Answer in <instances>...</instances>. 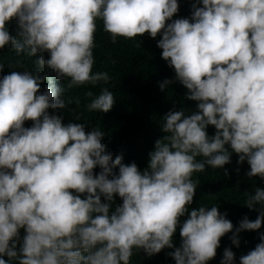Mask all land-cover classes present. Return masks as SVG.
<instances>
[{
    "label": "clouds",
    "instance_id": "obj_1",
    "mask_svg": "<svg viewBox=\"0 0 264 264\" xmlns=\"http://www.w3.org/2000/svg\"><path fill=\"white\" fill-rule=\"evenodd\" d=\"M179 8L178 0H0V50L39 57L34 72L0 78V264H129L134 250L152 257L173 249L178 229L175 264H208L225 235L239 248L241 232L264 225L261 188L245 194L257 218L244 217L235 230L217 205L190 210L194 174L223 169L233 154L249 165L248 178L264 180V0H195L190 18L173 20ZM97 21L114 43L161 36L175 81L160 90L179 82L196 102L195 112L162 118L164 135L143 171L122 154L113 159L99 127L86 131L49 112L73 103L64 98L69 89L110 81L93 72ZM87 96L90 112L116 104L108 88ZM259 240L239 264H264V233ZM234 261L226 248L221 264Z\"/></svg>",
    "mask_w": 264,
    "mask_h": 264
},
{
    "label": "trees",
    "instance_id": "obj_2",
    "mask_svg": "<svg viewBox=\"0 0 264 264\" xmlns=\"http://www.w3.org/2000/svg\"><path fill=\"white\" fill-rule=\"evenodd\" d=\"M178 2L179 12L173 20L190 18L195 0H178ZM9 29L15 33V22L9 25ZM161 38L158 35L153 39L145 34L135 39L118 38L114 43L110 34L103 30L102 22L97 21L93 72H106L110 81L107 84L100 82L96 86L84 85L69 89L64 98L66 101L71 99L73 103L68 104L64 110L53 112L49 109L50 114L63 116L65 124L83 123L86 131L99 127L105 132L102 143L113 154V159L116 155L122 154L125 164L135 162L143 171L148 165L149 153L154 150L155 141L164 135L161 131L162 118L173 110L196 111V102L186 99L187 90L179 82L171 83L163 92L159 88V84L165 79L175 81L174 69L162 59V50L157 47ZM38 58L28 57L25 54L17 55L14 50L7 47L0 50V64L3 65L0 78L13 70L34 72L36 70L34 60ZM45 58H49L47 54ZM52 75L58 87L67 86V80H56L55 74ZM45 86L46 82L41 85V92ZM103 88H108L114 94L116 104L113 109L108 113L88 111L86 105L91 102V98L87 93L99 95ZM76 100H79V103H76ZM24 126L30 128L33 125L28 121ZM207 131L209 136H212L216 130L209 126ZM237 161L238 157L233 154L231 163L225 165L223 169L206 168L204 172L194 174L193 179L199 180L200 183L193 204L190 206L192 210L198 209L201 205L208 207L217 205L221 214L227 213V219L233 223L234 230L239 227L244 217L255 221L258 216L257 211L246 207L245 194L254 195L255 189H264V180L259 177L251 179L247 177L246 173L250 170L247 162L241 165ZM114 171L118 172V170ZM94 172L98 174L100 169L97 168ZM225 172L228 175H225ZM120 203L122 201L116 197L115 205ZM184 219H187V216L181 218V223ZM261 233H264V225L258 232H241L239 248L232 245V233L225 235L220 241L221 246L217 249L216 257L208 264H221L226 248H231L235 254L234 264H239L240 257L260 243ZM173 243L174 248L181 244L179 229L173 238ZM174 248L164 249L152 257L146 256L142 250H134L129 264H175L169 255Z\"/></svg>",
    "mask_w": 264,
    "mask_h": 264
}]
</instances>
